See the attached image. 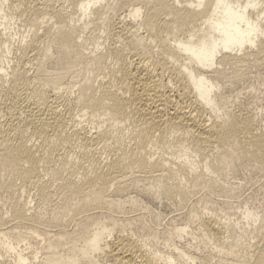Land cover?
I'll return each mask as SVG.
<instances>
[{"label":"bare ground","instance_id":"6f19581e","mask_svg":"<svg viewBox=\"0 0 264 264\" xmlns=\"http://www.w3.org/2000/svg\"><path fill=\"white\" fill-rule=\"evenodd\" d=\"M262 64L264 0H0V264H264V229L193 257L174 244L185 229L128 211L158 187L189 226L201 191L233 195L207 166L264 167L253 115H217L222 86ZM188 143L201 173L175 155ZM162 238L165 258L148 247Z\"/></svg>","mask_w":264,"mask_h":264},{"label":"rangeland","instance_id":"374dc122","mask_svg":"<svg viewBox=\"0 0 264 264\" xmlns=\"http://www.w3.org/2000/svg\"><path fill=\"white\" fill-rule=\"evenodd\" d=\"M19 23L13 25L15 30L11 31L12 34L14 32L13 46H17V42L22 39V34H26V30H28L27 27L25 29V26ZM219 94L222 97L220 112L217 114L219 121L227 120L231 113H236L240 107H243L247 113L253 115L259 132L264 134L263 64L252 68L247 79L241 83L227 82L222 86ZM187 145L189 143L182 149H176V157L180 160L187 159L196 173L203 172L201 159L191 150L188 151L189 146ZM207 174L225 184L233 195L226 196L223 193L201 191L191 201L196 206L197 219L195 223L186 226L190 210L186 208L179 211L180 208H177V204L164 201L158 187L150 189V192L156 195L155 199L153 198L154 201L148 203L143 199L149 210L144 211L145 209L140 207L133 211L128 207L130 213L134 212V215L129 213V216H135L138 210V213L144 215L147 224L157 228L160 232L175 228L185 229L180 237L174 239V244L178 249L193 257L209 255L213 258H222L232 247L239 245L247 248L255 241L256 232L264 229V167L253 162L242 161L236 162L235 167L224 176L213 174L210 166H207ZM199 198L201 202L198 200ZM250 217L257 218L250 220ZM208 218L215 219L222 228V236L219 240L205 236L202 224ZM139 239L142 240V243L146 240L144 237ZM164 239H160L157 244H149L150 242L147 240L150 245L148 247L153 251H160L162 258H165L170 251L166 239ZM175 264H183V262L178 260ZM188 264L199 263L194 260Z\"/></svg>","mask_w":264,"mask_h":264}]
</instances>
